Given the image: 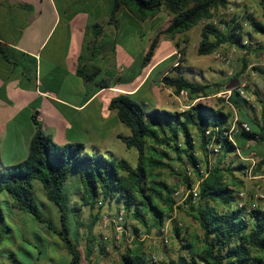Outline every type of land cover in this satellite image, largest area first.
Masks as SVG:
<instances>
[{
  "label": "trees",
  "instance_id": "trees-1",
  "mask_svg": "<svg viewBox=\"0 0 264 264\" xmlns=\"http://www.w3.org/2000/svg\"><path fill=\"white\" fill-rule=\"evenodd\" d=\"M234 1L113 0L111 20L122 5L134 8L141 21L162 10H167L172 16L167 28L151 41L142 58L141 69L151 63L162 36L175 40L177 35L189 32L201 22L206 23L198 45L199 56L212 55L224 46L247 50V55L258 53L259 48L252 42V32L264 36V23L253 13L246 10L232 17H219V23L214 21L216 13L227 9ZM245 23L251 31L245 28ZM94 28L101 29L98 34L103 33L102 26L95 25ZM246 41L248 44H245ZM0 54L5 61L19 64L11 61L1 42ZM84 61L85 56L82 55L78 74L87 81L94 80L99 69L88 72ZM255 70L264 77V68ZM108 80L104 78L98 86L101 89L111 88ZM120 82L121 77H117L114 83ZM162 82L176 95L188 92L191 106L184 111L148 110L131 94H120L110 104L119 121L131 131L129 136L120 135L119 138L128 149H136V165L113 155L90 154L83 144L59 145L44 132L35 116L36 132L27 158L11 166H4L0 160V196L8 192L16 208L33 216L56 234L70 254L69 264H83L82 252L72 238L70 220L71 224L78 222L82 207L100 210L113 205L124 211L125 226L135 234L133 247L120 257L121 264H156L152 253L139 243L140 235L154 230L158 233L177 209L183 211L184 208L199 225L203 235L189 238L183 235V229L176 226L173 239L178 244L181 242L183 250L176 258L162 260L160 264H264V213L258 207L253 208L250 200L240 206L242 199L239 193L244 188L245 165L237 155V148L245 154L256 152L262 161L255 173L262 172L264 152L255 146H248L247 150L244 148L250 142L264 145V106L260 118L254 119L246 112L249 101L239 93H234L229 103L226 102L240 112L238 124L247 123L249 126V129L242 128L235 135L236 146L225 135L232 126L233 111H227L223 106L194 103L224 91L223 83L191 80L178 65L172 67ZM208 130H211V135L207 134ZM213 140L221 147L219 154L209 150ZM189 168L194 178L189 175ZM164 171L177 178L188 190L198 185V199L195 201L193 193H190L184 201L187 207L179 206L175 193L180 186L170 185L163 178ZM71 176H74L71 180H76L78 184L75 193L70 189L68 192L66 188ZM34 181L42 183L48 200L56 205L60 215L59 229L38 206ZM0 224H6L1 206ZM95 242L94 238L88 239L87 264H92L96 247L102 255L106 254L104 245ZM12 255L16 259V255Z\"/></svg>",
  "mask_w": 264,
  "mask_h": 264
},
{
  "label": "crops",
  "instance_id": "crops-1",
  "mask_svg": "<svg viewBox=\"0 0 264 264\" xmlns=\"http://www.w3.org/2000/svg\"><path fill=\"white\" fill-rule=\"evenodd\" d=\"M112 8L113 0H0V42L11 61L19 63H9L0 54V160L4 166L27 158L36 132L35 116L59 145L79 143L86 151L89 148L106 155L103 147L109 144L107 152L121 158V147H112L111 141L123 142L119 136H129L131 131H119L124 124L110 109L114 97H137L146 88L139 102L151 99L159 108V91L165 89L173 95V104H181L180 111L191 106L161 82L176 64L174 46L166 38L161 37L151 63L137 78L125 77L129 64H134L136 48L141 46L130 28L139 25V35L144 36L145 30L152 33L151 44L170 22L161 12L141 21L134 8L125 5L112 21ZM95 25L102 26L103 33L98 34L101 29ZM120 29L124 39L119 41ZM142 51L144 56L147 50ZM82 55L88 72L99 69L94 80L78 74ZM171 59V64L163 66ZM112 70L119 72L122 82L108 80L112 87L101 89L98 82L104 78L100 76ZM6 153L12 161L7 164Z\"/></svg>",
  "mask_w": 264,
  "mask_h": 264
},
{
  "label": "rangeland",
  "instance_id": "rangeland-1",
  "mask_svg": "<svg viewBox=\"0 0 264 264\" xmlns=\"http://www.w3.org/2000/svg\"><path fill=\"white\" fill-rule=\"evenodd\" d=\"M263 6L264 0H235L234 3H232V5H230L227 9H221L218 13H216L217 16L214 21L219 23V17H232V15L235 13H242L248 10L250 13H253V15L259 21L264 23ZM161 15L165 17V20L168 23L172 19V16L167 10H162ZM205 23L206 22H201L189 32L177 35L175 40H170L166 36H162V38H166L167 41L172 42L174 46V50L176 52L175 66L178 65V67H180L185 75L191 80L223 83L224 91L222 92L227 90H235L245 84L247 93L245 99L249 101V104H247L245 107L246 112L248 113L249 117L259 119L264 106V77L256 72L255 68H264V36L252 32L254 35L252 42L256 48H259L258 53L253 52L247 55L243 52L244 50H238V52H235L233 47L224 46L212 55L199 56L198 45L201 40V32ZM244 26L248 31H251L247 23H245ZM138 27L139 25L130 28V30L134 29L136 38L140 39L141 42V46L138 49L136 48L133 66H130L129 64L128 70L125 73V77H131L132 79L137 78L138 74L140 73V62L143 58L141 57L143 56L142 50L149 49V36L152 34L145 30L144 36L143 34L139 35L138 31L140 29ZM122 31L123 30L120 29L119 41L124 39ZM177 44H179V47H177ZM124 54H126V52H124ZM224 57H227L228 60H224ZM173 61L174 59L168 60L163 66H168ZM245 66H247L246 69H244ZM118 75L119 72L112 70L111 74L110 71H108L107 74L100 76V78H107L114 83ZM145 93L146 88H144L140 94L134 98L139 101L138 98H142ZM220 93L210 96L211 98L208 99L198 100L195 103L202 102L214 107H226L227 111H233L234 118L238 117L239 119L240 112L229 106L226 103V100L222 96H219ZM172 97L173 95L166 92L165 89H160L158 98H161V106L159 108L165 110L170 109L169 111H180V108H182L181 104H173ZM150 100L145 101L146 105L142 103L148 110L155 108L154 103L152 100ZM223 101H225V103ZM183 102L188 105L191 104L189 99L186 100L183 98ZM119 131L130 133V129L125 125H122L119 128ZM96 144L100 146L99 142ZM107 146L110 147L109 144H107ZM107 146L103 147L104 149L102 152H104L107 157H110L111 154L107 152ZM111 146L121 147L118 151L122 156L121 158L127 159L132 163V165L137 164L138 153L136 149H128L120 140H112ZM248 146H255L256 148L259 147L260 150L264 152V145L260 146L256 144V142H250L247 144L244 150H247ZM257 151L259 150L257 149ZM86 152L93 154V151L89 148ZM4 158V163L12 162L9 161L10 159L7 153L4 155ZM258 174L264 175V168L262 172ZM191 176L193 178L195 177L193 173ZM73 177L74 176L70 177L68 183L66 184V188L68 189V192L70 189L72 193H75L78 184L76 180H71ZM163 178L174 187H184L177 178H173L168 172L164 171ZM33 184L35 200L42 213L44 216L52 220L55 226L59 229L60 215L56 205L48 200L46 191L41 182L34 181ZM244 188L248 193H251L254 188L253 182L250 180H245ZM73 200L76 201L75 198ZM177 201L179 206L187 207L185 206V202L180 198L177 199ZM0 206L3 208L6 217V224H0V264H67L68 259H70V254L58 236L50 231L44 224L35 220L33 216L26 214L16 208L14 199L8 192H3L1 194ZM119 210L120 209L114 205L111 207L105 206L100 210H91L89 207H82L78 222H72L71 224L70 220L72 238L78 244L79 249L82 252L83 264H87V261L85 260V254L87 251L88 239L94 238L96 242L103 244L106 248V254L104 255L101 254L98 247L94 249L93 257L91 259L92 264H121L120 257L122 253L133 247V243L130 241V238L127 239L126 236H122L120 240L116 239V233L114 229L115 225L113 222H109L107 228L104 226V218L107 216L109 220L112 217H116L118 213L122 211ZM165 226H167L168 236L170 239L168 244H164L162 241L157 239V235H159V233H157L156 230L150 234L143 232L138 240L139 243H141L146 249V251L152 253V255H162L164 260L168 258H176L183 250L181 242L178 244L173 239L176 226L183 229V235H188L189 238L192 235H198L199 237H202L203 235L202 230L196 221L192 217H189L186 213V208H184L183 211L177 209L176 212L172 214V218L167 221ZM91 228L92 230L90 231ZM105 236L109 237L110 239V242H108L107 245L104 244ZM182 244L184 245L185 243ZM107 246H109V250H107ZM12 253L16 255V259L13 257Z\"/></svg>",
  "mask_w": 264,
  "mask_h": 264
},
{
  "label": "built area",
  "instance_id": "built-area-1",
  "mask_svg": "<svg viewBox=\"0 0 264 264\" xmlns=\"http://www.w3.org/2000/svg\"><path fill=\"white\" fill-rule=\"evenodd\" d=\"M245 44H248V41H246ZM233 50L235 52H238V50L236 48H233ZM243 52L246 54L247 50H244ZM223 59L228 60L227 57H224ZM245 87H246V85L244 84L235 90H227L225 92H222V93H220L219 96H222L226 100L227 103H229V101H230V99L234 93H239V95L241 97L246 98L247 93H246ZM180 95H181V97H183L186 100L189 99L188 92H186V91H183ZM208 98H211V97L200 98L198 100L208 99ZM198 100H196V101H198ZM238 120H239L238 117H235L233 120L232 126L225 132V135L227 136V138L231 142H233L234 145H236V146H237V143H236L235 135L237 133H239L242 128L249 129V126L247 123H243L240 126L238 124ZM207 134L211 135V130H208ZM209 150L212 151L213 154H219L221 151V147L219 144H216L213 140L211 142V144L209 145ZM237 155L239 157V161L243 165H245L243 179L250 180L254 184V188L251 191V193H248L245 188H242V190L240 191L239 195L242 199L240 201V206H243V204L247 200H250V201H252V207L253 208L258 207L264 213V175L255 173V170L257 169L259 163L262 161V157H260L254 151H250L249 153L245 154L239 148H237ZM188 170H189V175H191L192 171L190 170V168ZM198 192H199L198 191V185H196L194 187V189H192V190H188L187 188L182 187L176 191L175 197L177 199L180 198L182 201H185L188 198L189 194L193 193L194 200L196 201L198 199V195H199ZM124 218H125V213L123 210L120 211V213H118V215L116 217H112L109 220L106 216L104 218L105 220H103L104 226H105V228H107L109 222H113L115 225L114 229H115V233H116V239L120 240L122 236H126V238L127 239L130 238V241L133 243V240L135 239V234L133 233V231L130 227L125 226ZM158 233H159V235H157L158 240L162 241L164 244H168L170 242V239L168 236V231H167V226H164ZM108 242H110V239H109V237L105 236L104 237V244L107 245ZM107 250H109V246H107ZM152 258L156 264H160V262L162 260H164L162 255L154 254V255H152Z\"/></svg>",
  "mask_w": 264,
  "mask_h": 264
}]
</instances>
